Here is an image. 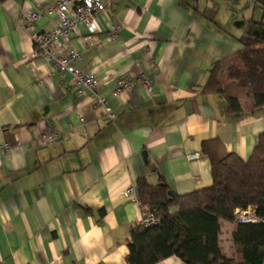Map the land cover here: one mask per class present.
Returning a JSON list of instances; mask_svg holds the SVG:
<instances>
[{
	"label": "crops",
	"instance_id": "obj_1",
	"mask_svg": "<svg viewBox=\"0 0 264 264\" xmlns=\"http://www.w3.org/2000/svg\"><path fill=\"white\" fill-rule=\"evenodd\" d=\"M96 34L84 25L56 49L81 53L76 66L99 79L116 114L74 94L68 74L32 57L31 34L52 30L54 13L26 26L28 10L53 0H0V264H128L127 237L141 208L126 188L159 175L179 195L211 185L201 144L218 158L246 160L264 132V106L227 113L223 97L202 92L208 70L241 49L249 32L264 44V0H106ZM115 36L107 37L114 33ZM97 36L100 47L90 46ZM154 64V66H153ZM152 81L113 96L116 78ZM83 119V120H80ZM56 130L59 138L41 135ZM146 152V161L142 152ZM219 246L235 257L233 220H221ZM153 264H186L175 255Z\"/></svg>",
	"mask_w": 264,
	"mask_h": 264
},
{
	"label": "trees",
	"instance_id": "obj_2",
	"mask_svg": "<svg viewBox=\"0 0 264 264\" xmlns=\"http://www.w3.org/2000/svg\"><path fill=\"white\" fill-rule=\"evenodd\" d=\"M202 92L223 97L227 113H240V96L253 101L251 111L264 106V44L249 32L241 49L215 61L208 70ZM210 161L212 183L186 194H176L159 175L156 184L145 177L136 183L143 215L156 223L130 228L128 264H153L175 255L186 264H264V132L249 157L234 153L218 158L212 139L201 144ZM248 206L262 220L237 223L233 232L235 257L219 246L221 220H233L236 208Z\"/></svg>",
	"mask_w": 264,
	"mask_h": 264
},
{
	"label": "built area",
	"instance_id": "obj_3",
	"mask_svg": "<svg viewBox=\"0 0 264 264\" xmlns=\"http://www.w3.org/2000/svg\"><path fill=\"white\" fill-rule=\"evenodd\" d=\"M107 6L108 2L106 0H53L52 4L45 8L28 10L26 14V26L27 28H31L33 22L42 16H50L54 13L57 15L58 23L52 30L35 31L31 34L34 47L32 57H42L46 61L51 62L52 70L68 74L72 79L74 94L76 96H83L89 91L92 92L93 106L102 109L105 118L113 121L116 118L115 112L108 104L106 98L95 91L99 83L98 77L76 66V63L81 59V53L75 50H68L64 55H57L55 52L56 49L62 46L63 42L69 40L71 34L79 25H84L91 35L96 34L95 21ZM114 30V33L107 36L108 38L118 33V28ZM103 40L102 37L97 36L90 42V46L100 47ZM136 83H140L148 91L152 89L151 79L142 72L137 73L134 77L121 75L116 78V86L112 91L113 96L116 97L124 91H130ZM41 136L49 141H54L59 138V133L53 129L47 130ZM7 148V145L0 148V157ZM123 194L125 197L130 198L135 205L141 207L134 186L126 188ZM233 214V221L236 224L256 223L262 220L256 215L255 209L250 206L245 209L236 208ZM139 223L143 226H151L156 223V219L150 213L146 215L142 214Z\"/></svg>",
	"mask_w": 264,
	"mask_h": 264
},
{
	"label": "water",
	"instance_id": "obj_4",
	"mask_svg": "<svg viewBox=\"0 0 264 264\" xmlns=\"http://www.w3.org/2000/svg\"><path fill=\"white\" fill-rule=\"evenodd\" d=\"M142 154H143V156H144V158H145V161H146V152L143 151Z\"/></svg>",
	"mask_w": 264,
	"mask_h": 264
}]
</instances>
